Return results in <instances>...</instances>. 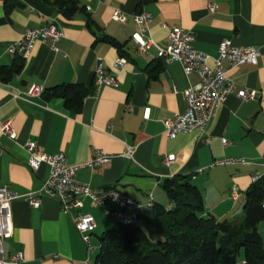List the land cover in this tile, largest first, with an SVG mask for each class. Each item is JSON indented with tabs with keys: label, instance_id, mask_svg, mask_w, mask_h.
Here are the masks:
<instances>
[{
	"label": "crops",
	"instance_id": "obj_1",
	"mask_svg": "<svg viewBox=\"0 0 264 264\" xmlns=\"http://www.w3.org/2000/svg\"><path fill=\"white\" fill-rule=\"evenodd\" d=\"M78 1L85 14L66 19L46 0H0V68L13 65L15 69L8 79L0 75V129L10 122L16 134L12 140L0 131V187L18 196L11 204V236L3 243V260L10 262L20 253L18 264H83L96 252L92 240L97 232L116 225L115 204L100 208L83 199L80 213L92 215L95 223L89 252L71 216L61 211L56 199L39 195V207H31L25 197L41 190L50 169L28 166V141L42 154H64L69 166L78 167L77 182L93 189L114 188L141 204L149 194L158 202L165 179L189 176L208 214L219 221L240 222L244 192L253 176L264 175V0ZM114 11L125 20H113ZM141 12L151 15L148 37L161 48L168 45L163 23L190 32L193 48L212 58L224 40L259 48L256 66L242 65L230 73L237 90L255 91V98L241 101L229 95L204 136L192 131L167 139L165 122L184 112L185 91L197 78L186 77L176 62L163 63L153 49L146 54L137 51L132 41L137 32L133 15ZM86 15L92 21L90 27ZM50 24L62 34L57 51L38 42L26 59L8 53L27 30ZM104 35L115 39L121 49L100 41ZM119 56L126 65L114 69ZM98 58L117 86L94 87ZM62 84L87 89L80 110L66 108L63 99L48 98L46 91ZM31 85L42 87L44 93L29 100L13 96ZM127 146L136 147L132 159L124 156ZM99 151L112 158L100 167H88ZM171 155L174 160L167 164L165 159ZM226 158H243L252 164L214 166ZM233 192L239 195L236 201L231 199ZM139 213L148 215L150 208ZM261 233L264 240V224Z\"/></svg>",
	"mask_w": 264,
	"mask_h": 264
},
{
	"label": "built area",
	"instance_id": "obj_2",
	"mask_svg": "<svg viewBox=\"0 0 264 264\" xmlns=\"http://www.w3.org/2000/svg\"><path fill=\"white\" fill-rule=\"evenodd\" d=\"M210 10H214L211 5ZM113 20L123 22L125 17L119 11H114ZM151 15L141 12L133 15V22L137 26V32L132 36V41L140 53L146 54L149 50L155 51L157 59L163 63L176 62L181 65L186 77L194 75L197 83L189 86L185 91V110L182 114L165 122V137L174 139L178 134L184 132L198 131L204 136L208 123L216 115L218 108L227 96L235 95L241 101L252 100L256 96L255 91L237 90L236 85L230 78V73L242 65L256 66L261 56L259 48L252 46H235L230 41L224 40L220 43L218 54L212 58L193 48L194 37L190 32L178 28H170L167 23L162 27L168 30V45L165 48L159 47L148 37ZM62 34L54 24L27 30L19 41L8 48L10 55H17L26 59L33 50L36 43H47L53 51H57L56 43ZM210 62L212 64H210ZM225 64V65H224ZM126 65V59L119 56L113 63L114 69ZM94 87L117 86L114 76L108 74L107 67L103 60L98 58L94 69ZM44 93L42 87L31 85L24 93L16 92L13 96L29 100L40 97ZM1 133L9 139L14 140L16 134L11 128V123L6 122L1 126ZM206 141H208L205 138ZM227 144L226 141H222ZM136 147L127 146L124 156L132 159ZM27 163L32 170H38L41 165L50 169V175L44 182L38 193H31L25 198L33 208L39 207V195L54 198L58 201L63 213L69 214L76 231L80 234L82 241L87 245L89 252L90 237L95 230V223L92 215L81 214L83 199H88L94 207L105 208L107 203H113L117 209L112 215L119 225H131L138 219V214L144 209L151 208L154 204V195L149 194L145 204L133 201L114 188L93 189L88 184L79 183L75 180V172L78 167L69 166L65 155L62 153L45 155L40 153L33 142L25 144ZM112 158L103 152H97L87 164L90 168L105 165ZM174 160V156H168L165 162L168 164ZM252 163L243 158H226L217 160L214 166H236L251 165ZM264 167V165H263ZM259 177L253 176V181ZM239 195L237 192L231 194V199L236 201ZM18 196L12 193L7 187H0V264H18L21 254H17L10 262L3 260V243L11 236L12 213L11 204ZM169 207V206H168ZM264 208V202L262 203ZM83 264H90L86 258Z\"/></svg>",
	"mask_w": 264,
	"mask_h": 264
},
{
	"label": "trees",
	"instance_id": "obj_3",
	"mask_svg": "<svg viewBox=\"0 0 264 264\" xmlns=\"http://www.w3.org/2000/svg\"><path fill=\"white\" fill-rule=\"evenodd\" d=\"M46 1L66 19L85 14L78 0ZM86 18L90 27L92 21ZM99 40L121 49L107 35ZM14 70L13 65L1 67L0 75L8 79ZM46 94L63 99L66 108L78 111L87 89L62 84ZM161 187L167 204L154 202L150 213H139L133 224H116L96 236L99 247L94 264H264V175L244 192L240 222L219 221L208 214L202 194L189 176L165 179Z\"/></svg>",
	"mask_w": 264,
	"mask_h": 264
},
{
	"label": "rangeland",
	"instance_id": "obj_4",
	"mask_svg": "<svg viewBox=\"0 0 264 264\" xmlns=\"http://www.w3.org/2000/svg\"><path fill=\"white\" fill-rule=\"evenodd\" d=\"M160 197H158L157 201L161 204H164L166 203V197L164 196L163 192H160ZM116 224V222H115ZM97 235L99 236L100 235V232H97ZM98 239L96 237H93V240H92V246L96 249V252L95 253H92L89 256V258L91 259V264H94V260H95V255L98 251Z\"/></svg>",
	"mask_w": 264,
	"mask_h": 264
}]
</instances>
